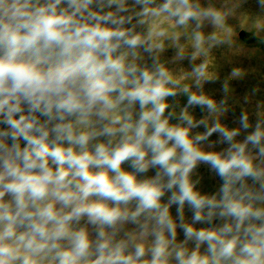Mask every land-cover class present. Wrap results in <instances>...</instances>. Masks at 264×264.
<instances>
[{"label": "clouds", "instance_id": "clouds-1", "mask_svg": "<svg viewBox=\"0 0 264 264\" xmlns=\"http://www.w3.org/2000/svg\"><path fill=\"white\" fill-rule=\"evenodd\" d=\"M227 15L200 0H0V264H264V109L230 125L228 80L219 101L204 91L232 33L202 29ZM167 41L190 71L159 60Z\"/></svg>", "mask_w": 264, "mask_h": 264}, {"label": "rangeland", "instance_id": "rangeland-1", "mask_svg": "<svg viewBox=\"0 0 264 264\" xmlns=\"http://www.w3.org/2000/svg\"><path fill=\"white\" fill-rule=\"evenodd\" d=\"M200 3L204 7L211 5L228 13L222 29L207 26L205 22L206 26L202 30L206 35L212 31H217L221 35L229 30L232 33L230 43L216 45L209 51V74L214 79L204 85V91L219 101L224 97L222 85L228 80L231 89L228 94L230 110L224 119L231 125L233 120L238 119L241 111H248L250 119H253L259 109H264V9L260 8L257 0H200ZM146 27L143 26L144 29ZM193 27L194 24H190L187 31L190 33ZM242 30L243 37L240 36ZM180 43L186 46L187 53L191 52V44L185 37L181 38ZM177 51L178 49L167 41L165 50L158 55L162 63L180 75L190 71V63L187 59H176ZM142 55L151 63L147 53L142 52ZM196 63H199V59ZM234 68L241 72L237 78L231 76ZM185 82L191 83L190 80ZM171 102L178 105L176 111L179 112V108L186 103V97L181 95ZM196 115L199 116V109L196 110ZM200 172L204 177V190L213 191L216 181L212 179L206 167H202Z\"/></svg>", "mask_w": 264, "mask_h": 264}, {"label": "water", "instance_id": "water-1", "mask_svg": "<svg viewBox=\"0 0 264 264\" xmlns=\"http://www.w3.org/2000/svg\"><path fill=\"white\" fill-rule=\"evenodd\" d=\"M240 36H241V37L244 36V31H243V30L240 32Z\"/></svg>", "mask_w": 264, "mask_h": 264}]
</instances>
